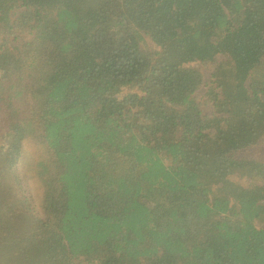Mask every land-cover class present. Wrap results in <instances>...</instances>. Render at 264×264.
<instances>
[{"label":"trees","instance_id":"1","mask_svg":"<svg viewBox=\"0 0 264 264\" xmlns=\"http://www.w3.org/2000/svg\"><path fill=\"white\" fill-rule=\"evenodd\" d=\"M263 140L264 0H0V264H264Z\"/></svg>","mask_w":264,"mask_h":264},{"label":"rangeland","instance_id":"2","mask_svg":"<svg viewBox=\"0 0 264 264\" xmlns=\"http://www.w3.org/2000/svg\"><path fill=\"white\" fill-rule=\"evenodd\" d=\"M144 35V34H143ZM146 44H145V43ZM144 42H142L144 47H152L153 43L150 40V38L147 35H144ZM207 67V66H206ZM204 66V72H205V81L206 84L205 86H203L198 92H197V97L200 99H204L203 102V106L205 107V111L207 114L211 115L213 113L212 110V106H210V104L212 103L210 98H207V93L209 90V84L211 82V70L207 69L209 67L206 68ZM142 91L139 90L138 88H133L130 86H125L122 88L121 91V97H126L128 95H142ZM205 97V98H204ZM29 147V146H27ZM242 156H246V157H255V158H261L264 160V140L255 145L252 146L246 150L243 151V153H241ZM35 159L34 156V147L32 146L26 153L24 160H23V171L26 174L27 177V185L29 187V189H31L32 192H34L36 194L37 198V204H39L40 198L42 197V190L40 188V184L39 182L35 181V178L32 177L31 175V171H30V167L31 164H33ZM249 189L251 188L252 191H256V192H263L264 191V183H259V184H252L251 186L248 187ZM258 226H262L261 224H258Z\"/></svg>","mask_w":264,"mask_h":264}]
</instances>
